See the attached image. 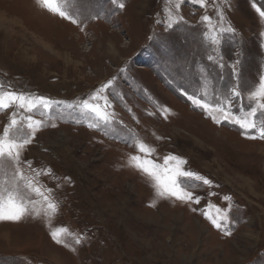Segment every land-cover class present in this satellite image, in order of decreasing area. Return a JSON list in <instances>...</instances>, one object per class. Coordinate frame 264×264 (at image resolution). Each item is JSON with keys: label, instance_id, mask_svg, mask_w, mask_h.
Returning <instances> with one entry per match:
<instances>
[{"label": "rangeland", "instance_id": "obj_1", "mask_svg": "<svg viewBox=\"0 0 264 264\" xmlns=\"http://www.w3.org/2000/svg\"><path fill=\"white\" fill-rule=\"evenodd\" d=\"M120 2L123 9L111 0H79L84 16L73 24L37 0H0V83L63 102L40 109L43 116L15 106L0 111V133L13 111L56 123L38 131L23 156L35 168L52 170L56 180H40L60 204L51 225L43 216L0 221V264H264V140L247 139L219 115L221 122H213L181 95L200 90L202 69L221 93L237 81L245 91L264 75V21L251 7L254 0H210L206 8L184 0L183 21L167 30L166 0ZM204 15L210 25L201 22ZM229 25L235 32L219 36L220 69L207 60L217 53L203 33ZM109 80L103 93L108 111L122 124L105 135L88 128L70 105ZM160 107L170 110L167 118ZM232 111L239 113L238 102ZM129 132L156 149L157 162L176 155L187 161L182 167L212 181L189 189L201 197L199 204L157 197L144 176L126 166L134 149L113 135ZM217 208L227 215L223 226L231 235L203 215L217 216ZM58 226L83 234L80 245L67 240L75 252L52 240Z\"/></svg>", "mask_w": 264, "mask_h": 264}, {"label": "snow or ice", "instance_id": "obj_2", "mask_svg": "<svg viewBox=\"0 0 264 264\" xmlns=\"http://www.w3.org/2000/svg\"><path fill=\"white\" fill-rule=\"evenodd\" d=\"M209 2L210 0H191V3L198 4L202 8H206ZM216 2L217 0H211L213 5ZM37 3L47 11L73 24H80V17L84 16L79 7V0H37ZM111 3L119 9L125 7V4L120 0H111ZM182 3L184 0H166L167 20L164 22L166 30L183 21V16L179 15ZM251 7L264 21V5L258 6V0H254ZM218 16L220 21L224 20L219 11ZM88 18L96 19L98 17ZM211 19L210 16L204 15L201 17V22L210 25ZM223 32L234 33L235 29L230 25L226 28L209 26L203 33L204 41L211 47V52L217 53L216 55L208 54L207 60L220 69H223L225 65L222 63L223 57L218 54L217 46L220 42L219 36ZM261 35H264V32ZM232 75L239 77L235 64L232 65ZM201 76L203 82L200 90L191 93L181 90V95L185 96L193 107L202 110L213 122L220 123L222 119L237 125L243 130L241 134L247 139L264 140V75H261L257 81L246 88V95L245 91H242L243 85L239 81L233 84L227 93H221L212 84V78L206 69L201 70ZM111 85L112 80H109L89 96L79 99L78 104L70 105L77 108L81 115L88 120V128L102 131L105 135L115 133L114 126L122 124V121L115 119L114 112L108 111L111 108V103L108 97L103 94L105 89ZM245 99L248 101L247 106L243 103ZM234 102L239 103V113L232 111ZM54 103L63 102H53L43 96L8 91L0 83V111L12 106L25 113H32L34 110L40 111V109L47 111ZM159 110L167 118L166 114L170 110L166 107H160ZM45 111H40V115H45ZM129 111L131 110L129 109ZM218 115L221 119H218ZM133 118L135 119V117ZM80 122V120L76 121V123ZM56 126L54 122L46 123L42 119H34L32 115L18 118L17 111L11 113L8 124L0 133V221L20 222L26 216L33 218L43 216L51 225V221L58 214L60 204L52 195L53 189L40 180L42 176H48L52 180H56L57 177L50 168L33 167L32 161L23 156L26 147L33 142L38 131L45 127L55 128ZM113 138L120 139L121 142L134 149L133 153L128 154L126 166L144 176L154 189L155 195L161 199L174 198L182 203L199 204L201 197L189 189L200 185L212 186L211 180L182 167L187 161L181 157L168 154L162 158L163 163L157 162V158H154L156 149L135 133L129 132L125 136L116 134L113 135ZM208 194L215 195L212 192ZM224 199L230 200L231 198L225 196ZM151 206L155 207V201ZM209 207L216 206L210 204ZM220 212L221 210L217 208V216H212L208 212H204L203 215L215 228L222 230L225 235H231V229L223 226L228 217L227 215L219 216ZM50 236L55 243L62 244L73 252L76 250L73 245H80L84 240L83 234L74 233L66 226L55 227L50 231ZM68 238H71L73 245L67 242Z\"/></svg>", "mask_w": 264, "mask_h": 264}, {"label": "bare ground", "instance_id": "obj_3", "mask_svg": "<svg viewBox=\"0 0 264 264\" xmlns=\"http://www.w3.org/2000/svg\"><path fill=\"white\" fill-rule=\"evenodd\" d=\"M54 259H55L58 263L60 262V261H59L60 257H58L57 255L54 256ZM54 259H53V260H54Z\"/></svg>", "mask_w": 264, "mask_h": 264}, {"label": "trees", "instance_id": "obj_4", "mask_svg": "<svg viewBox=\"0 0 264 264\" xmlns=\"http://www.w3.org/2000/svg\"><path fill=\"white\" fill-rule=\"evenodd\" d=\"M216 13H214V15H215Z\"/></svg>", "mask_w": 264, "mask_h": 264}]
</instances>
